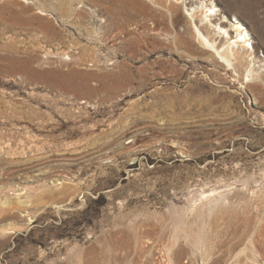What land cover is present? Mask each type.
I'll list each match as a JSON object with an SVG mask.
<instances>
[{"label": "rangeland", "instance_id": "1", "mask_svg": "<svg viewBox=\"0 0 264 264\" xmlns=\"http://www.w3.org/2000/svg\"><path fill=\"white\" fill-rule=\"evenodd\" d=\"M212 1L264 58V0ZM188 6L0 0V264H264V81Z\"/></svg>", "mask_w": 264, "mask_h": 264}, {"label": "bare ground", "instance_id": "2", "mask_svg": "<svg viewBox=\"0 0 264 264\" xmlns=\"http://www.w3.org/2000/svg\"><path fill=\"white\" fill-rule=\"evenodd\" d=\"M131 1L133 6L141 3L144 6L147 5L155 12H148L147 7L142 9L133 8L132 10L126 9L125 11L128 13L126 18H136L141 21L145 20L148 16H152L151 25L153 27L158 25V21L163 20L164 14H166L164 8L170 10L172 18H175L178 14V5L193 7L187 8V11H189L188 19L191 21L194 36L198 38L199 42L206 48H212L229 68L233 67V60L241 59L246 63L244 77H246L247 82L255 79L264 81V58L256 56L255 47L252 44L248 29L236 17L231 18L224 15L220 23L214 22V19H220L218 18V8L213 5L212 0H200V6L195 0H169V2L167 0ZM207 1L210 2V5ZM195 4L197 5L195 6ZM199 7L201 8L199 9ZM198 13H200V18L197 21ZM158 15L161 17L158 18ZM224 22L228 24L227 28ZM210 28L211 32H208ZM210 33H213L214 36H210ZM218 39L219 42H217ZM221 48H223V52L220 51Z\"/></svg>", "mask_w": 264, "mask_h": 264}]
</instances>
